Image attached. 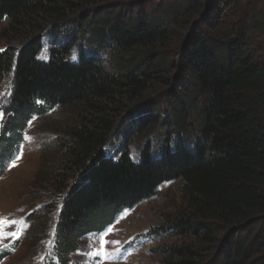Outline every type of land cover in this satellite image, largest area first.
<instances>
[{"label":"trees","instance_id":"obj_1","mask_svg":"<svg viewBox=\"0 0 264 264\" xmlns=\"http://www.w3.org/2000/svg\"><path fill=\"white\" fill-rule=\"evenodd\" d=\"M0 25L1 151L34 117L64 112L42 131L58 138L42 145L32 183L50 196L27 217L29 257L53 214L68 264L84 235L171 183L185 212L154 237L199 242L161 248L174 264H264V0H0ZM82 36L94 56L73 62ZM149 134L164 142L157 157ZM111 139L117 161L104 151Z\"/></svg>","mask_w":264,"mask_h":264},{"label":"rangeland","instance_id":"obj_2","mask_svg":"<svg viewBox=\"0 0 264 264\" xmlns=\"http://www.w3.org/2000/svg\"><path fill=\"white\" fill-rule=\"evenodd\" d=\"M2 27L0 25V39L3 35ZM72 30L74 29L71 28ZM76 43L77 46L72 50L71 56L73 62L77 61L78 53L82 50L86 53V56H94L86 36L77 37ZM12 44L14 43L12 42ZM4 45L0 41V49L5 47ZM42 45L38 60L46 63L52 47L47 36L43 39ZM101 57L107 60L105 54H102ZM3 86L0 95L4 91L9 92L8 84ZM63 114L64 112L61 116ZM57 115V112H55L40 121L33 122L26 131L31 136V140L29 141L28 136L24 142H14L10 155L0 150V220L5 221L4 224L0 225V264H60V261H57L53 256V254L57 256L58 252V229L55 224L52 225L54 220L57 219V214H53L46 237L40 242L41 246L34 257H29L31 243L28 237L32 225L27 222L29 215L30 219L33 218V210L42 205L41 202L34 201L39 194L50 196L49 192L43 191V193L34 189L32 183L39 173L42 163L41 156L44 150L42 145H49L58 138L55 133L42 132L54 122L52 119H57L55 117ZM61 116L59 115L58 119ZM55 122L60 121L55 120ZM157 130L162 132L166 129L159 128ZM146 138L152 147V156L157 157L160 154V148L164 144L163 140L156 142L155 136L151 134L147 135ZM176 139L177 136H175L174 141ZM6 140L12 141L9 133ZM138 147L139 142L136 140L127 146L129 156L135 163L140 160ZM116 149L117 145L114 139H111L105 146L104 151H106L107 156L117 161L122 150L116 152ZM13 163L15 166H11ZM182 188L183 186L180 184L173 186L171 183H164L159 189L160 194L157 198L149 202H143L134 209L123 210V213L104 234L99 237L84 235L78 241L81 246L79 252L71 254L68 264H174V260L165 255L161 248L195 246L199 244L198 238L195 239L192 236L178 238L166 236L156 240L154 234L158 233L161 228L168 226L179 214L185 212ZM13 221L16 223H12ZM60 222L61 219L59 224ZM12 233H16V235L13 236ZM102 238L108 241L105 245L108 253L107 258L97 254L95 262L91 257L84 259L83 250L89 249L88 254L91 256L96 252L92 248H96V250L100 248Z\"/></svg>","mask_w":264,"mask_h":264},{"label":"snow or ice","instance_id":"obj_3","mask_svg":"<svg viewBox=\"0 0 264 264\" xmlns=\"http://www.w3.org/2000/svg\"><path fill=\"white\" fill-rule=\"evenodd\" d=\"M17 159H19V157H17ZM11 166H15V164L13 163ZM4 223H5V221L0 220V225H2ZM12 223H16V222L13 221ZM12 235L15 236L16 233H12ZM107 243H108V241L104 240L102 238L100 248L98 249V254L104 256L105 258H107V256H108V253H107L106 248H105V245Z\"/></svg>","mask_w":264,"mask_h":264}]
</instances>
